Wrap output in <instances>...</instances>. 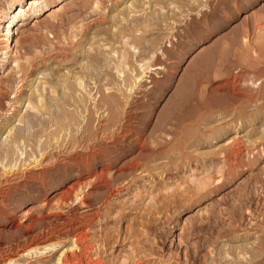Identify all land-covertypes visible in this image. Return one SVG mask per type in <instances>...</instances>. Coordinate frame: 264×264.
Masks as SVG:
<instances>
[{
  "label": "rangeland",
  "instance_id": "obj_1",
  "mask_svg": "<svg viewBox=\"0 0 264 264\" xmlns=\"http://www.w3.org/2000/svg\"><path fill=\"white\" fill-rule=\"evenodd\" d=\"M67 222L93 264H264V0H0V264Z\"/></svg>",
  "mask_w": 264,
  "mask_h": 264
},
{
  "label": "bare ground",
  "instance_id": "obj_2",
  "mask_svg": "<svg viewBox=\"0 0 264 264\" xmlns=\"http://www.w3.org/2000/svg\"><path fill=\"white\" fill-rule=\"evenodd\" d=\"M26 121H27V119H26ZM64 195L62 197H64ZM67 223L68 224L66 225V227L63 226L64 228L61 227V228H55L54 229L55 230V232H54L55 235H57L59 237H63L64 236L65 238H67L70 235H73V237H74L71 246L68 249L63 250L61 252V254L59 255V257L57 259V264H93V263H90L91 260L89 262L87 261V260H89V257L88 256H90L88 250L90 251L91 247L89 249V247H87V245H86L85 240H83V238H84L83 235L84 234H83V230L81 228V225L82 224L80 226H78V224H77V226L76 225L74 226V225H70L69 222H67ZM85 237H87V235ZM55 240H56V238H55ZM86 240H87V238H86ZM51 241L52 240H50L49 237L48 238H45V239L41 240L40 245L45 246V249H47L48 247H55L56 246V243H58L57 241L56 242L55 241L51 242ZM88 246H90V245H88ZM13 254H14V252H13ZM9 260L11 261L12 259H9ZM4 261H7V260H4Z\"/></svg>",
  "mask_w": 264,
  "mask_h": 264
}]
</instances>
